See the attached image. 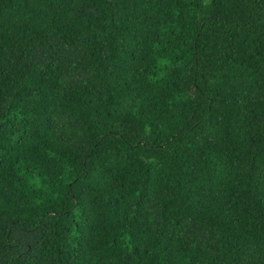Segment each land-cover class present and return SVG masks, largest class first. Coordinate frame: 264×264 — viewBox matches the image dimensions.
Returning <instances> with one entry per match:
<instances>
[{
    "label": "trees",
    "instance_id": "16d2710c",
    "mask_svg": "<svg viewBox=\"0 0 264 264\" xmlns=\"http://www.w3.org/2000/svg\"><path fill=\"white\" fill-rule=\"evenodd\" d=\"M0 264H264V0H0Z\"/></svg>",
    "mask_w": 264,
    "mask_h": 264
}]
</instances>
